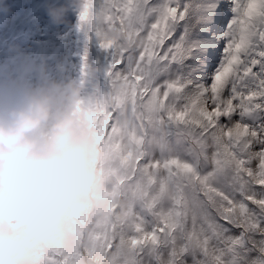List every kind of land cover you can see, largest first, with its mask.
Instances as JSON below:
<instances>
[{"label": "rangeland", "instance_id": "1", "mask_svg": "<svg viewBox=\"0 0 264 264\" xmlns=\"http://www.w3.org/2000/svg\"><path fill=\"white\" fill-rule=\"evenodd\" d=\"M84 5V25L83 21H79L78 25L84 26L86 40L91 38L95 43L98 49L97 58L101 60V68L97 69L98 61L94 62V55L90 54V50L83 44L79 53L75 52L74 49H66L61 56L71 59L70 53H77L79 57L86 60L87 65L91 68V72L84 75V77L79 75L77 82L81 84L82 88V104L87 108L92 106L94 110L92 119L97 125L96 146L98 154L93 162L89 178L83 185L85 190L82 187L71 203L68 216L71 243L65 244L62 237L50 239L48 243L43 244L34 241V264H65V262L70 261L74 254L79 255L78 257L83 260L85 259L83 255L86 251L97 256L98 260L107 257V263L104 264H113V257H117L121 250H125L128 246L127 243L131 241L132 237L140 235L136 231L137 224L145 223L148 226L157 224L160 222V214L167 215L169 213H171L169 222L176 225L175 230L170 234L166 232L163 237L160 235L159 243L153 247L158 252L161 248H167L170 251V255L168 257L162 254L154 256L153 259L156 264H159V261L169 262L170 264H189L187 263L188 256L193 260V263L197 262L196 258L198 257L214 262L208 255L213 257L216 251L222 253V246H225V244L227 246L230 244L234 248L232 249L233 252H229L231 258L235 257L234 253L238 256L239 250L245 248L246 243L249 247L255 244L259 250L262 248V251H264V243L261 245V242L264 241L262 239L264 235H259L260 232L257 231V229L262 228L264 232V209H261L258 205H249L252 208L248 207L246 214L239 216L238 222L242 223L243 229L232 227L230 231H226L221 220L224 215L220 207L224 203L221 197L215 193L208 192L204 186L198 188L202 184L200 180L194 179L191 173H185L174 166L170 169H165L166 174L171 172L174 175V178L169 182L170 185H167L169 184L166 181L167 178L163 176L160 181H163V184L167 186L166 189L159 191L155 195H150L152 191L147 186L150 172L146 173V169L152 167L156 162H160L163 165L165 161L174 158L192 165L196 175L201 178H207L206 184L234 199L237 205L242 200V197L239 196H244L249 191V188L247 187V180L237 173L234 166L225 165L226 167L223 169L221 165L211 163L216 145L209 133H204L200 128L197 129L192 123H185V125L181 123V127L176 129L173 127V121L169 120L163 111L146 108L141 101L133 104L134 89L130 76L127 79H120L119 76L121 74L116 73V70H113L115 79L112 77L109 80L103 76L105 71L109 73V66L117 58L115 54L108 58L103 53L106 43L110 41L105 36L102 39L98 38L96 19L97 15L101 14L98 4L94 2L90 5L92 7H89L86 5V0H84ZM100 5L103 6V3L101 2ZM89 11L93 13V26H87L86 23ZM133 13L135 20L138 14L144 19L143 10H140V12L134 10ZM192 22L193 18L190 19L188 26L182 28V30H186V35L193 33L190 28ZM103 23L112 36V20L106 17ZM114 23L115 21H113ZM52 30L50 29L48 33L50 37L61 36L57 30ZM24 35H27L25 37L27 39L28 36H31L26 29L22 28L17 30L16 34L5 37L4 41L10 39L7 43L14 45L20 43ZM201 37V35L193 33L182 52H189L191 47L196 46L197 48L196 42ZM117 38L119 44L122 45L124 44L122 38L128 41L129 35L122 34L121 36L118 35ZM24 39L23 44L25 45L45 44L47 46L46 42L39 39V36L35 39H29L27 43L24 42ZM111 39L113 40L114 37L112 36ZM65 41L71 44L70 41ZM134 46L135 43H133ZM141 46L142 43L137 49L140 50ZM107 50L109 51V48ZM1 51L0 47V53ZM42 53H44V50L40 51L35 48L25 54L14 52L12 55L37 57L41 56ZM45 55L48 60L51 57H55L49 51ZM128 57L129 62L125 64L127 72L123 73L122 68V74H128L133 71V56L128 55ZM182 59L160 63L154 62L145 83L155 86L158 85L157 79L163 78L165 75L169 78H174L175 75L173 80L179 79L180 83L184 84L180 76V70L183 68L194 69L198 57L197 60H195V57L192 58L188 64L183 63L185 66L180 65V60ZM74 62V60L62 62L63 68L44 72L43 75L51 79L56 78L58 82H64L65 78L69 81H74V75L78 72L77 67H73ZM163 63L167 64L163 65ZM24 64L27 67L19 72L24 75L26 73L27 78L32 81L38 80L41 73L36 71V64ZM6 68L8 67L6 66ZM63 69L71 76L66 77L69 74L65 73ZM183 76L186 80H190L187 75ZM163 82L164 80H159V83L162 84ZM195 90V87H189L188 85L185 89L187 92H194ZM112 92L117 93V104H112ZM95 98L97 102L94 103ZM112 108L116 109V118L114 121L111 118L109 124V128H112V131L106 132L107 116L105 113L109 112L111 116ZM161 116L164 117L163 120L159 119ZM242 119L245 123L256 127L264 124V112H260L259 117L256 119H254L253 114ZM168 125L171 127H168ZM144 135L147 136L146 139H143ZM132 136L135 139L140 138L139 144L137 141H132ZM172 142H177L180 145L178 152H183L181 155H170V150L173 149L171 146ZM149 145L157 147L163 151V154L156 153ZM203 149H207V151H202ZM119 151L120 153L118 154ZM175 151H177V148H175ZM196 151L195 159L194 153ZM150 155L152 156L150 157ZM135 160L136 163H134ZM142 163H145V165L141 166ZM152 168L155 175L154 177L150 175V177L157 183L159 176L156 174V168ZM159 170L163 171L164 168L161 167ZM128 186H130V191L136 202L129 209L125 208L123 204L127 198L125 188ZM106 188H109L110 191L106 190ZM155 190H161V188L157 187ZM260 195L264 196V193ZM106 196L109 197V200L106 199ZM113 204H116V211L122 218L117 214H108V210ZM149 208L153 209V211H150ZM7 209L12 213L10 208L0 205V221L6 222L13 227L18 226L17 218L15 223L5 212ZM233 219L235 221L238 218L234 216ZM234 236L242 237L239 244L233 241ZM222 240H227L229 243ZM200 242H203L202 245H199ZM145 247L139 248L135 252H143L140 249H145ZM243 253L245 252L241 251V257L244 260L248 259V256ZM253 255L259 257V254L253 253ZM119 257L123 258V253H120ZM103 261H105V258L99 264H102ZM133 262L135 264L134 260ZM239 264L242 263L240 262Z\"/></svg>", "mask_w": 264, "mask_h": 264}, {"label": "snow or ice", "instance_id": "2", "mask_svg": "<svg viewBox=\"0 0 264 264\" xmlns=\"http://www.w3.org/2000/svg\"><path fill=\"white\" fill-rule=\"evenodd\" d=\"M112 2L114 7L111 11L116 12L121 20L125 16L131 18L138 5V0ZM139 2L147 3V0ZM187 7L185 5L181 9L178 0L176 3L165 0L147 30L138 29L146 47L142 46L139 51L133 71L122 74L119 70L124 67L126 60L115 59L112 73L116 70V73L121 74L120 79L131 77L133 104L141 101L146 108L163 111L169 120L194 123L204 133L211 135L216 145L214 163L234 166L237 173L247 180L249 191L238 205L231 197L207 185V178L196 175L193 166L188 163L174 158L165 161L163 165L156 162L152 167L170 169L174 166L185 173H191L194 179L205 184L208 192L215 193L224 201L220 207L224 213L221 220L226 231L232 227L243 229L238 219L232 220V214L237 217L246 214L249 205H258L264 209V196L260 195L264 193V124L253 127L242 119L255 112H264V0H228L231 18L226 30L218 37L224 40L218 63L208 81L197 85L194 92L185 91L187 85L180 83L179 79L150 86L145 80L154 62L184 58L181 44L173 43V40L174 26L185 19ZM107 18L111 19V12ZM105 114V131L109 132L112 131V128L109 129L111 116L109 112ZM159 119L163 120L164 117ZM152 182L150 177L149 184ZM170 215L160 214V222L151 226L137 224L136 231L140 235L131 238V247L138 249L146 245L155 246L159 243L160 235L174 231L176 225L169 222ZM241 239L240 236L233 237L236 244ZM245 249L250 264H264V251L257 257L253 255L259 251L255 244L249 247L246 243Z\"/></svg>", "mask_w": 264, "mask_h": 264}, {"label": "clouds", "instance_id": "3", "mask_svg": "<svg viewBox=\"0 0 264 264\" xmlns=\"http://www.w3.org/2000/svg\"><path fill=\"white\" fill-rule=\"evenodd\" d=\"M66 6L50 7L60 23ZM81 86L41 72L0 80V205L16 227L0 221V264H34V241L71 243V203L87 182L98 154L94 113Z\"/></svg>", "mask_w": 264, "mask_h": 264}, {"label": "bare ground", "instance_id": "4", "mask_svg": "<svg viewBox=\"0 0 264 264\" xmlns=\"http://www.w3.org/2000/svg\"><path fill=\"white\" fill-rule=\"evenodd\" d=\"M104 1H106V0H102V3ZM183 1L185 3H187L188 5H190L195 11H197V14L195 17L198 18L200 26H199V28L196 29L195 34L203 36L202 40L197 41V47L199 48V53H195V57L200 55L205 60V65L203 66V69L200 71L199 76L198 77L196 76L195 80L193 81L194 84L199 85L201 83H205L206 81H208V79H209L208 77H210V75L212 74V72L214 71V69L216 67V64L218 63L220 51L222 49L221 47H223V44H224V40L218 39V37L227 28V23H228V20L230 19V18H228V16H229L228 10H230V9L227 7L228 6V0H224L225 3H223V0H219V2L222 3V8L226 7V10H225V12L222 11V13L218 16L215 12V9H214V6L218 3H216L213 6V4L211 3V0H190L191 3H188L187 0H183ZM40 2L44 3L45 0H19V1H10V3L9 2H3V3L0 2V20H3V19L6 20V17H7L10 19L8 21H4V22H7V23L9 22L10 26H16L17 28L19 26H21L26 30L34 29L31 27L33 25L28 23V19L31 15H34L35 10H37V14H36L37 15V22L40 21L41 16H47V17L51 18L48 10L39 11L37 9ZM46 2L49 3V2H52V0H49V2H48V0H46ZM108 2L112 5V7H114L112 0H108ZM173 2L176 3V0H173ZM93 3H94V0H86V5L89 7ZM97 3H98V6H99L101 13L104 12L103 6H101L98 1H97ZM163 3H165V0H154L149 6H146L143 2L138 1L137 7L144 9V19L142 18V16L140 14H138L136 17V20H135V15H134V13H132L131 18H128L127 16H125V18L123 20H121L120 16L118 15L119 19H120V23H119V25H117V27H116L115 23L113 24V12L111 11V9L108 10L107 13L111 12V20H112L111 30L113 32L112 36L116 40L115 44H112V39H111L112 36L109 34V31L106 29V26L103 23V16L97 15L96 23H97L98 38L102 39L105 36L106 39L110 41L107 44V47L110 48L114 52V54L118 56V52L121 48H123V44L120 45L118 42V38H117L118 37V30H117V28L119 29L120 32L123 31L126 34H128L129 39L132 40L131 43H135L134 48L129 53L133 56V60H132V67H133L136 64V60H137V57L139 54V52L134 54V50H136V48L141 43H142L143 47H146L142 37L139 35L138 29L140 28L144 31L147 30V27L150 26L151 23L155 20L156 12L159 11V7ZM125 6L127 7V5H125ZM13 7L17 8V10L14 12H10L11 11L10 8H13ZM187 11H190V8H187ZM201 16H202V18L200 19ZM195 17H192V18L194 19ZM73 18H74L73 15L68 16L67 13L65 12L63 20H62V22H63L62 24H64V22H66L67 19L72 20ZM134 20H135V22H133ZM32 22H34V20ZM86 23H87V26H93V13H91L90 11L88 12ZM55 25H58V23H55ZM143 25H145V26H143ZM183 26H184L183 24H180L178 26H174L175 36H174L173 43H177V42H179L180 44L181 43H187L189 41V37H191V35H193V33L190 35H186V33H185L186 30L185 29L181 30V28ZM74 35L76 36V38L78 40L83 37L82 31H80L79 26H75ZM181 37H183V38L181 39ZM49 43L52 44L54 47H61V48H65V49L66 48L75 49V52L79 51L76 46H72L71 44H68L66 41H64L63 37H58L55 41H53L52 39H49L46 41V44L48 45ZM24 46H26V45L17 44L15 47H14V45H12L13 49H21ZM86 46H88V48L90 50V54L94 55V59H95L94 62L98 61L97 69H100L101 68V60L97 58V48H96V45L91 38L86 41ZM142 46H141V48H142ZM27 47H28V45H27ZM35 48L40 49L42 47L41 46H35ZM141 48H140V50H141ZM11 50H12V48H11ZM121 51H123V50H121ZM118 59H125L126 60L125 64H128V62H129L128 55L126 56V58H122L121 52H120V56L118 57ZM62 60H63V58L61 59V61ZM8 61L11 62V60H8ZM40 62L42 63L43 61L40 60ZM165 64H167V63H163V65H165ZM180 65L185 66L183 64L182 60H180ZM5 66L8 67L7 75L9 78H15V77H18L21 75V73L18 71V68L20 67L21 71H22V67L19 66L18 63H5ZM74 66L77 67V70L79 71V73H83V77H84L85 68H86L84 59L77 56L75 59V63L73 64V67ZM206 70H208V75H206V73H205ZM124 72H127V68L125 65L123 67V73ZM108 75H109L108 79L111 80L112 77L115 76V72L112 73L110 71L108 73ZM68 76H70V75H66V77H68ZM78 77H79V75H76L74 77V81L77 82ZM54 80L57 81L56 78H54ZM66 81H69V80L65 78L64 82H66ZM78 84L81 86L80 83H78ZM157 84L159 85L161 83L158 82ZM95 102H97L96 98L94 99V103ZM88 108L94 113L92 106H90ZM115 118L116 117H114L113 121L115 120ZM183 125H185V123H183ZM109 129H111V128H109ZM153 145H155V144H153ZM153 145H149V147L153 151H155L156 153L163 154V151H161L157 147H154ZM171 146L173 149L170 150V155L179 156L183 153V152H178V149H180V145H178L177 142H172ZM175 148H177V151H175ZM196 155H197V151L194 153L195 159H196ZM151 156L152 155H150V157ZM173 157H175V156H173ZM145 160L147 161V159H145ZM130 161H131V159H130ZM148 163H149V160H148ZM139 165H140V163H139ZM144 165H145V163L141 164V166H144ZM156 170H157L156 174L159 176L157 179L159 180L158 182H160L161 190H155L154 192L152 191L150 193V195H155V194L159 193V191H164L166 189L167 186H165L163 184V181H160V179L163 176L165 178H167L166 181L168 183L171 182V180L174 178V175L171 172H167V174H166L165 169L163 171H160L159 169L156 168ZM149 172H150V174H149L148 178H150V175H152L151 177H154L155 173H153L152 167L146 169V173H149ZM167 185H170V183ZM106 190L110 191L109 188H106ZM125 190L127 192V198L124 200V204H125L126 208L129 209L132 206H134L136 202H135V199H134V197L130 191V186L126 187ZM106 199L109 200V197L106 196ZM7 211H9V209H7ZM14 217L15 216L12 214L11 218H14ZM127 244H128V246L125 248V250H121V252H119V255H120V253H123L124 257L120 258L119 255L117 257L114 256L113 260H112L113 264H121V263L130 264L129 262H132L133 254H135V251L137 249H134L131 247V241L128 242ZM146 247H147L146 248L147 250L144 251V253H146V254L143 256V258L141 260V264L146 263L147 261H150V259L152 261V256L155 253L153 246L150 249H149L150 245H146ZM167 253H168V249L166 248V251L164 254L166 255ZM78 256L79 255L74 254L71 257L70 261L67 263L65 262V264H88V263H86L85 259L82 260ZM132 264H133V262H132Z\"/></svg>", "mask_w": 264, "mask_h": 264}, {"label": "flooded vegetation", "instance_id": "5", "mask_svg": "<svg viewBox=\"0 0 264 264\" xmlns=\"http://www.w3.org/2000/svg\"><path fill=\"white\" fill-rule=\"evenodd\" d=\"M262 233H264V232H261V236H263ZM262 239L264 240V236H263ZM224 241L228 242L227 240H224ZM263 243H264V241L261 242V244H263ZM232 249H234V248H232V246L230 244H229V246H227L225 244V246H222V253H218V251H216L214 253L215 255L213 257L211 255H208L209 258L212 259L214 262H210L209 260H203L201 258H196V259L201 261L202 262L201 264H239L240 262L242 264H250V261L248 259L244 260V258L241 257V251H244L245 253H243V254L247 256L245 248H243L242 250H239V252H240L238 254L239 257L236 256V254L234 253V255H235L234 258H231L229 256V252H233ZM161 250H165V248H161ZM259 253H260V250L255 252L254 254H259ZM161 254L163 255V253H161ZM138 255H140V254H138ZM148 264H156V262L154 261L153 257H152V261L150 259V262ZM159 264H170V263L169 262H165V261H159Z\"/></svg>", "mask_w": 264, "mask_h": 264}]
</instances>
